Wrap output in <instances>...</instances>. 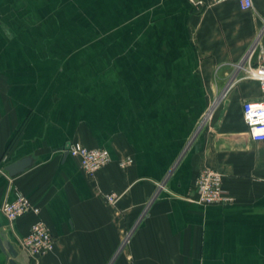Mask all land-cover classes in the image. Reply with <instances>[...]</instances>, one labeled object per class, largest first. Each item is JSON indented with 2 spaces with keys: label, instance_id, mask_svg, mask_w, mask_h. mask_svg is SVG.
<instances>
[{
  "label": "crops",
  "instance_id": "1",
  "mask_svg": "<svg viewBox=\"0 0 264 264\" xmlns=\"http://www.w3.org/2000/svg\"><path fill=\"white\" fill-rule=\"evenodd\" d=\"M204 1L0 0V162L31 159L0 171L21 264L38 216L1 211L19 192L56 237L32 264H264V142L243 117L262 91L238 69L264 54V0ZM73 140L112 161L89 175ZM203 167L234 202L197 201Z\"/></svg>",
  "mask_w": 264,
  "mask_h": 264
},
{
  "label": "built area",
  "instance_id": "2",
  "mask_svg": "<svg viewBox=\"0 0 264 264\" xmlns=\"http://www.w3.org/2000/svg\"><path fill=\"white\" fill-rule=\"evenodd\" d=\"M196 5L205 4L204 0H192ZM222 2L226 0H212ZM243 10L254 9V0H238ZM258 42H254L245 60L238 65V69H244L245 76L257 79L262 91L259 99L245 100L243 102V117L248 126V132L255 141L264 142V54L257 53V61L251 62L250 56L256 52ZM246 65V63H248ZM209 116V115H208ZM207 120V118H206ZM68 154L79 160L81 168L89 175H94L99 169L108 165L112 161L109 149L104 147H87L78 141L68 143ZM4 158L0 162V171L5 169ZM133 158L122 159L119 164L126 167L132 164ZM162 186V185H161ZM195 186L198 192L197 201L203 204H230L235 198L223 185V175L210 167H203L195 178ZM121 194L111 192L106 195L110 204H116ZM1 211L6 216L10 225L26 214L32 213L36 220L32 223L30 232L18 239L20 251L29 258L36 260L38 257L54 250L56 237L49 224L41 218V208L36 205L24 192H19L14 200H4Z\"/></svg>",
  "mask_w": 264,
  "mask_h": 264
},
{
  "label": "water",
  "instance_id": "3",
  "mask_svg": "<svg viewBox=\"0 0 264 264\" xmlns=\"http://www.w3.org/2000/svg\"><path fill=\"white\" fill-rule=\"evenodd\" d=\"M66 153L68 154V145L66 146ZM30 164H31V159L29 157H26L6 165L5 170L9 173L10 176H15L16 174L24 171ZM15 241L18 244V239L15 238ZM0 249L5 254L6 261L8 262V264H21L18 260L20 255L19 250L7 237L6 233L2 230L1 227H0Z\"/></svg>",
  "mask_w": 264,
  "mask_h": 264
},
{
  "label": "rangeland",
  "instance_id": "4",
  "mask_svg": "<svg viewBox=\"0 0 264 264\" xmlns=\"http://www.w3.org/2000/svg\"><path fill=\"white\" fill-rule=\"evenodd\" d=\"M26 259H27V257H26ZM24 261H26V260H24ZM30 261H31V259H30V260L28 259V262H29V263H30ZM28 262H27V263H28ZM29 263H28V264H29ZM31 264H32V261H31Z\"/></svg>",
  "mask_w": 264,
  "mask_h": 264
}]
</instances>
